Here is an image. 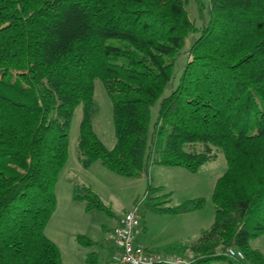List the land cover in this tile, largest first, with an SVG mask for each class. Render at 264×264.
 <instances>
[{
	"label": "trees",
	"instance_id": "obj_1",
	"mask_svg": "<svg viewBox=\"0 0 264 264\" xmlns=\"http://www.w3.org/2000/svg\"><path fill=\"white\" fill-rule=\"evenodd\" d=\"M188 1L0 0V264H62L44 231L79 107L83 169L98 162L130 180L149 166L196 174L213 160L211 148L222 153L226 168L214 183L210 228L191 246L153 252L213 264L228 260L224 251L234 247L243 256L234 262L264 264L249 245L264 236V0H207L199 29ZM201 1L194 0L203 20ZM95 80L112 106L110 150L92 129ZM195 144L206 152L185 151ZM168 198L163 187L149 186L146 210L178 216L205 203L169 206ZM73 200L107 212L87 186H74ZM75 242L95 246L85 236ZM83 264H99L97 253Z\"/></svg>",
	"mask_w": 264,
	"mask_h": 264
},
{
	"label": "rangeland",
	"instance_id": "obj_2",
	"mask_svg": "<svg viewBox=\"0 0 264 264\" xmlns=\"http://www.w3.org/2000/svg\"><path fill=\"white\" fill-rule=\"evenodd\" d=\"M201 3L204 8L202 10L203 20H200L194 0H189L185 7L189 20L194 23L197 29L207 20V0H202ZM185 59L186 54L182 55L178 62L179 68L175 71L174 84ZM167 94L168 90L164 92V96ZM93 100L96 111L92 119L93 132L99 141L110 150L115 143L112 126V106L99 80L94 81ZM156 108V104L151 108V123L155 120ZM80 118L81 109L79 107L75 110L69 126L68 159L59 173L55 187L56 209L44 231V235L49 240L51 238L56 240L58 233H64L68 237H72L66 247L58 243V239L55 241L60 246L63 264H76L77 260L80 262L79 256H81V253L85 254L90 251L98 253L99 264H105L104 258L113 248L112 243L108 240L107 231H110L115 216L121 214L123 210L128 209L127 211H129L134 206L137 207L138 215L148 229L145 237L146 241H150V244L155 248L168 244L167 242L176 243L177 240L173 242L172 240L179 239L180 232L173 234L175 226L167 227L158 218L161 216H155L146 210L145 192L149 186L152 188L163 187L165 193L169 194V206H176L190 200L203 199L205 202L203 209L192 217H196L195 220L197 219L202 225H205L206 230L210 228L214 220V208L211 201L214 183L222 176L226 168L220 151L211 148L210 154L214 156L213 160L203 165L196 174H190L181 168L149 166L145 176L138 180H130L110 173L98 162L89 169H83L78 163L77 152ZM185 151L205 153L206 146L203 144L187 145ZM76 185L89 186L93 192L98 194L107 212L86 211L83 202L71 199L70 195L73 194ZM159 196L161 197V195ZM187 224H189L188 221L182 223L184 226H187ZM136 233H139V229ZM79 235L90 239L95 243V246L87 249L78 245L75 238ZM249 245L252 249L264 254V236L250 241ZM213 264L245 263H236L234 260L228 259Z\"/></svg>",
	"mask_w": 264,
	"mask_h": 264
},
{
	"label": "built area",
	"instance_id": "obj_3",
	"mask_svg": "<svg viewBox=\"0 0 264 264\" xmlns=\"http://www.w3.org/2000/svg\"><path fill=\"white\" fill-rule=\"evenodd\" d=\"M140 226L137 207L125 212L117 226L108 233V240L119 249V255L113 264H189L183 258L152 252L138 246L134 240V231ZM227 259L243 260L242 254L234 247L225 249Z\"/></svg>",
	"mask_w": 264,
	"mask_h": 264
},
{
	"label": "crops",
	"instance_id": "obj_4",
	"mask_svg": "<svg viewBox=\"0 0 264 264\" xmlns=\"http://www.w3.org/2000/svg\"><path fill=\"white\" fill-rule=\"evenodd\" d=\"M67 159H68V155H67ZM79 165H80V163H79ZM92 166H93V164L90 167H92ZM57 180H58V178H57ZM56 184H57V182H56ZM84 186H86V185H84ZM55 187H56V185H55ZM87 187H89V186H87ZM96 195L98 196V194H96ZM70 196H71V199H73V194L70 195ZM56 205H57V202H56ZM55 209H56V206H55ZM127 210L128 209L123 210L121 214H119L118 216H115L114 217L113 222H112L113 225L111 226L110 231L109 230L107 231V234L110 233L117 226L118 220L122 217V215L125 212H127ZM197 213L198 212H196V213H190V214H184V215H178V216H161V217H158V218H160L162 220V222L167 225V227L175 226L174 233H173L174 235L177 232H180V234H179L180 235V238L179 239H174V240H172V242L177 240L176 243H182V244H184L186 246H191L193 243H195L197 241V239L200 236V233L206 230V228H205L206 226L205 225H202L199 221H197V219L195 220L194 218H196V217H192V216H195ZM186 221H188L189 224H187V226L182 225V223L183 222H186ZM138 229H139V233L137 234L136 232L138 231ZM59 232H61V231H59ZM147 233H148V229L145 226L144 222H142V218L140 217V226L134 231V240H135V243L138 246H141L142 248L147 249V250L153 252V251H158L163 246L168 245L169 243H171V242H167L168 244H163L162 246H159V247L155 248V246H152V244H150L151 243L150 241H146L145 237H146ZM185 234L187 236H182V235H185ZM70 238H72V237H68V235H66L64 233H58L56 235V240L58 239L57 242L58 243H61L62 245H64V247H66V246L69 245ZM53 239L54 238H51L50 241L57 246V248L59 250V253H60L61 263L63 264L60 246L55 242L56 240L55 239L53 240ZM112 246H113V248L110 249L108 255L104 258L105 264H113L114 261H115V259L119 255V249L115 245H113V244H112ZM86 254L87 253H85V254L84 253H81V256H79L80 257L79 258V261L80 262H78V260H77L76 261V264H83L84 257H85ZM97 255H98V253H97ZM187 255L190 256V252H187ZM262 255H264V254H262Z\"/></svg>",
	"mask_w": 264,
	"mask_h": 264
}]
</instances>
